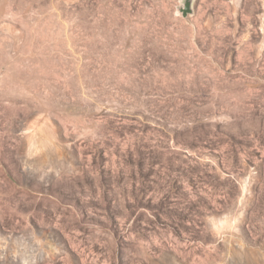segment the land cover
<instances>
[{
  "label": "rangeland",
  "instance_id": "374dc122",
  "mask_svg": "<svg viewBox=\"0 0 264 264\" xmlns=\"http://www.w3.org/2000/svg\"><path fill=\"white\" fill-rule=\"evenodd\" d=\"M0 0V264H264V0Z\"/></svg>",
  "mask_w": 264,
  "mask_h": 264
},
{
  "label": "water",
  "instance_id": "95a60500",
  "mask_svg": "<svg viewBox=\"0 0 264 264\" xmlns=\"http://www.w3.org/2000/svg\"><path fill=\"white\" fill-rule=\"evenodd\" d=\"M193 2L194 0H185L183 7L180 9L183 17L193 14Z\"/></svg>",
  "mask_w": 264,
  "mask_h": 264
}]
</instances>
